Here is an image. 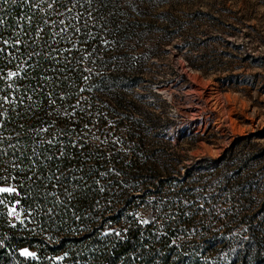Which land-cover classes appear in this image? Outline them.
<instances>
[{"label":"trees","instance_id":"16d2710c","mask_svg":"<svg viewBox=\"0 0 264 264\" xmlns=\"http://www.w3.org/2000/svg\"><path fill=\"white\" fill-rule=\"evenodd\" d=\"M133 8L0 0V188L13 190L0 192V264H213L204 251L231 247L206 226L223 211L221 189L199 183L224 159L161 175L140 163L143 143L111 141L112 116L115 130L141 124L117 91L142 80L116 53L138 25Z\"/></svg>","mask_w":264,"mask_h":264},{"label":"rangeland","instance_id":"374dc122","mask_svg":"<svg viewBox=\"0 0 264 264\" xmlns=\"http://www.w3.org/2000/svg\"><path fill=\"white\" fill-rule=\"evenodd\" d=\"M127 1L138 25L116 53L142 80L117 91L141 124L126 120L115 130L121 117L112 116L111 141L143 143L140 163L161 175L224 159L199 183L221 189L223 211L206 226L227 232L231 247L220 242L202 257L243 264L246 248L250 262L264 256V0ZM137 213L154 216L143 207Z\"/></svg>","mask_w":264,"mask_h":264},{"label":"snow or ice","instance_id":"6c2138e0","mask_svg":"<svg viewBox=\"0 0 264 264\" xmlns=\"http://www.w3.org/2000/svg\"><path fill=\"white\" fill-rule=\"evenodd\" d=\"M5 2H7V0H5ZM9 75H16L15 73H10ZM13 191L12 189H8V188H0V192H10Z\"/></svg>","mask_w":264,"mask_h":264}]
</instances>
